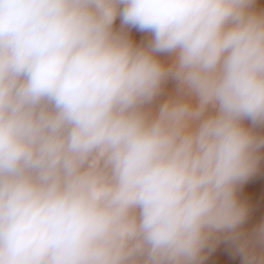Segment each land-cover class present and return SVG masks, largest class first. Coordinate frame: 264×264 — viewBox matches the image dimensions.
Segmentation results:
<instances>
[{"label": "clouds", "instance_id": "obj_1", "mask_svg": "<svg viewBox=\"0 0 264 264\" xmlns=\"http://www.w3.org/2000/svg\"><path fill=\"white\" fill-rule=\"evenodd\" d=\"M257 127L256 0H0V264H201ZM240 253L264 264V226Z\"/></svg>", "mask_w": 264, "mask_h": 264}, {"label": "rangeland", "instance_id": "obj_2", "mask_svg": "<svg viewBox=\"0 0 264 264\" xmlns=\"http://www.w3.org/2000/svg\"><path fill=\"white\" fill-rule=\"evenodd\" d=\"M256 7L264 9V0H256ZM121 21L118 17L114 28L119 30ZM134 43H146L150 38L148 33L140 32L135 28L126 29ZM175 82L169 80L163 88L159 97L153 102V110L164 103L170 96L175 94ZM258 134L264 135V127L255 129ZM237 196L240 203L247 208V215L244 223L234 235L229 232L217 234L205 250L201 264H246L243 255L240 253L242 240L253 236L256 231L264 226V149L260 152V161L257 172L247 182L238 187Z\"/></svg>", "mask_w": 264, "mask_h": 264}]
</instances>
